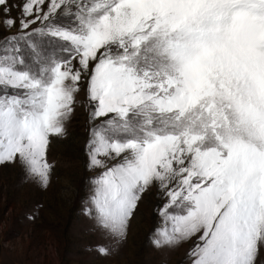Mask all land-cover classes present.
I'll list each match as a JSON object with an SVG mask.
<instances>
[{"label": "snow or ice", "instance_id": "6c2138e0", "mask_svg": "<svg viewBox=\"0 0 264 264\" xmlns=\"http://www.w3.org/2000/svg\"><path fill=\"white\" fill-rule=\"evenodd\" d=\"M13 28L0 38V164L19 158L47 187L50 138L65 135L83 82L100 121L88 166L105 169L85 209L95 226L118 245L155 186L154 246L195 238L190 264H257L264 0H0V31Z\"/></svg>", "mask_w": 264, "mask_h": 264}, {"label": "rangeland", "instance_id": "374dc122", "mask_svg": "<svg viewBox=\"0 0 264 264\" xmlns=\"http://www.w3.org/2000/svg\"><path fill=\"white\" fill-rule=\"evenodd\" d=\"M16 31H0V38ZM85 87L82 82L65 135L50 138L47 160L53 168L47 187L26 173L19 158L0 164V264H190L187 253L195 238L175 248L152 243L155 229L164 226L158 208L166 202L155 186L142 196L118 245L85 213L92 181L105 170L88 166L89 130L100 121L89 120ZM98 158L108 167L119 160ZM99 244L112 248L110 254L100 255ZM257 264H264V249Z\"/></svg>", "mask_w": 264, "mask_h": 264}]
</instances>
